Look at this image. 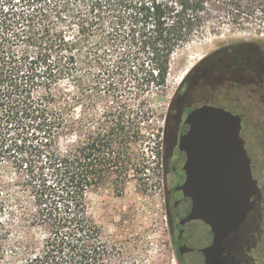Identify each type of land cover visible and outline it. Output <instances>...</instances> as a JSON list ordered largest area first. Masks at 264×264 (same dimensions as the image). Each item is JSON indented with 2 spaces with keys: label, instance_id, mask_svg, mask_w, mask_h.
<instances>
[{
  "label": "trees",
  "instance_id": "1",
  "mask_svg": "<svg viewBox=\"0 0 264 264\" xmlns=\"http://www.w3.org/2000/svg\"><path fill=\"white\" fill-rule=\"evenodd\" d=\"M53 1L73 6L74 26L52 33L50 15L0 0V36L22 20L41 47L17 60L0 39V169L13 160L33 197L2 219L0 264H115L121 248L90 217L86 195L110 180L120 192L130 171H144L151 110L140 96L165 87L172 54L194 38L264 27V0ZM125 22L132 60L92 53V39Z\"/></svg>",
  "mask_w": 264,
  "mask_h": 264
},
{
  "label": "rangeland",
  "instance_id": "2",
  "mask_svg": "<svg viewBox=\"0 0 264 264\" xmlns=\"http://www.w3.org/2000/svg\"><path fill=\"white\" fill-rule=\"evenodd\" d=\"M15 3L17 4L14 8H17L15 11L31 12L34 9L36 13L50 15V19L54 21V24L49 22L52 33L74 26L78 21L77 14L71 12L72 5H69L67 9H56L53 0H38L29 9L30 7L27 5L22 7L18 0H15ZM81 9L84 8L80 7ZM20 14L24 15L21 12ZM36 21L44 24L47 20L43 22L36 19ZM112 26L113 22L107 20V31ZM127 26V22L119 23L116 26L117 34L110 32L103 36L98 34L88 44L92 53H97L100 59L105 58L109 62L114 61L119 65H123L129 59L132 60L129 50L132 42L126 36ZM25 28L22 20L12 26L2 27L0 36L2 45H5L7 52L14 53L17 60H22L25 53H30L35 57L36 51L41 49V47L38 49L39 43L30 38L28 30ZM257 29H261V33H258ZM73 34L74 32H69L67 36ZM51 42L54 41L46 39L45 47H50ZM235 43H254L264 52V27L250 25L246 30H237L226 26L216 33L207 31L204 35L196 37L176 49L171 56L165 87L150 86L139 98L145 100L147 107L151 110L147 121L148 126L151 127L149 131L151 139L145 143L144 171L137 175L135 171H130L131 175L120 192L116 190L114 181L110 180L103 187L87 193L86 201L90 217L101 226L106 237L115 243L117 248H121L115 255V264H201L200 253L190 252L182 257L178 254L177 248L181 241L177 237L171 209V202L175 197H167V189L171 183L166 174L168 171L166 135H168L169 127L172 124V110L177 103L176 89L187 78L192 76L189 81L197 82V85H201L205 93L213 89L215 99L218 102L223 101L224 55L222 51L224 45ZM213 51L218 52L215 58L208 56ZM51 53L55 56L54 50ZM215 76L220 79L215 78L212 81L211 77ZM191 98H198L197 93L193 94ZM260 125L264 129V123L261 122ZM162 126L164 129L161 128ZM259 130V122H249L246 136L251 144V149L258 153L255 169L260 185H263L264 134ZM3 164L4 166L0 169L1 233L2 219L6 218L8 211L22 210L26 204L31 205L33 200L27 190L24 177L17 172L13 160L7 159ZM167 200L170 202L167 203ZM0 244L2 245V235H0ZM125 250L127 253L124 252ZM252 255L258 256V264H264V251L255 250L252 251Z\"/></svg>",
  "mask_w": 264,
  "mask_h": 264
},
{
  "label": "water",
  "instance_id": "3",
  "mask_svg": "<svg viewBox=\"0 0 264 264\" xmlns=\"http://www.w3.org/2000/svg\"><path fill=\"white\" fill-rule=\"evenodd\" d=\"M192 114L198 119L195 138L207 146L186 159V178L177 187L182 191L173 203L182 242L178 251L200 253L202 264H226L225 240L246 218L259 187L240 136V117L213 105Z\"/></svg>",
  "mask_w": 264,
  "mask_h": 264
},
{
  "label": "flooded vegetation",
  "instance_id": "4",
  "mask_svg": "<svg viewBox=\"0 0 264 264\" xmlns=\"http://www.w3.org/2000/svg\"><path fill=\"white\" fill-rule=\"evenodd\" d=\"M222 53L224 55L222 102L215 99L213 89L205 93L197 82H190L191 75L176 89L177 103L172 110V124L166 135L168 164L166 174L171 183L167 189V197H175L171 202L174 224L173 203L182 196V191L177 187L186 178L184 170L186 159L189 156L201 154L207 146L206 143H200L199 139L195 138L193 130L198 127V119L197 116L192 118V113L205 112L209 106L213 105L222 106L225 110L238 115L241 123L240 136L244 140V146L251 161L252 176L259 189L251 198L253 206L247 212L246 218L225 240L224 259L226 264H258L259 258L253 256L252 251H264V184L260 185L255 169L258 153L251 149L246 133L248 123L255 121L259 122V131L264 134V129L260 125L261 122L264 123V52L254 43H235L224 45ZM217 54V51H213L208 56L215 58ZM211 78L212 81L215 78L220 79L216 76ZM195 93L198 98L192 99L191 96ZM169 202L170 200H167V203ZM178 254L182 257L188 253L181 255L178 251Z\"/></svg>",
  "mask_w": 264,
  "mask_h": 264
},
{
  "label": "bare ground",
  "instance_id": "5",
  "mask_svg": "<svg viewBox=\"0 0 264 264\" xmlns=\"http://www.w3.org/2000/svg\"><path fill=\"white\" fill-rule=\"evenodd\" d=\"M187 258H189V256H186Z\"/></svg>",
  "mask_w": 264,
  "mask_h": 264
}]
</instances>
